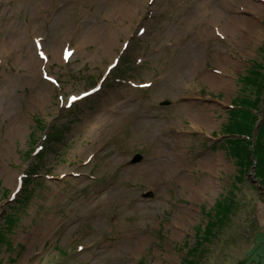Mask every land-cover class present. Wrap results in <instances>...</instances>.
Listing matches in <instances>:
<instances>
[{"label": "rangeland", "instance_id": "obj_1", "mask_svg": "<svg viewBox=\"0 0 264 264\" xmlns=\"http://www.w3.org/2000/svg\"><path fill=\"white\" fill-rule=\"evenodd\" d=\"M258 5L0 0V264H264Z\"/></svg>", "mask_w": 264, "mask_h": 264}, {"label": "trees", "instance_id": "obj_2", "mask_svg": "<svg viewBox=\"0 0 264 264\" xmlns=\"http://www.w3.org/2000/svg\"><path fill=\"white\" fill-rule=\"evenodd\" d=\"M255 67L256 70H259V67L256 65H253ZM261 78L264 81V74L261 75ZM240 84V82H239ZM232 111L235 112H243L246 113L248 116L251 117H256L259 114L258 108H256L255 106H242V105H234L232 106ZM264 111V108H263ZM253 128L250 125H240L239 123H235L233 126H231L229 128V126L227 127V130L224 132V137L229 138L230 140L234 141L238 144H241L242 147V153H246L247 156L250 153V148L252 146V137H253ZM264 124L261 127V130L258 134V137L256 139V143L253 147L254 149V155L257 159L258 163H264V155L262 154V148H264ZM235 144V143H234ZM235 155L233 156V154L231 153V158L234 160ZM260 178V177H259ZM260 183H263L264 180L263 179H259ZM263 188V187H262ZM27 190V189H26Z\"/></svg>", "mask_w": 264, "mask_h": 264}, {"label": "bare ground", "instance_id": "obj_3", "mask_svg": "<svg viewBox=\"0 0 264 264\" xmlns=\"http://www.w3.org/2000/svg\"><path fill=\"white\" fill-rule=\"evenodd\" d=\"M242 1H243L244 4L245 3H248V4H252L253 3V0H242ZM256 8L260 9V11H262V10L264 11V7H262L260 5H258ZM211 17L213 19V22L216 23V24H218V22L220 20H222L223 18H226V16L224 14H221L219 11H217L215 9H213ZM245 19H246L245 17H231L232 21L236 22L237 24L240 23L243 26L244 25L246 26V23H247V21ZM248 22H250V21H248ZM222 31L224 33H231L232 36H234V35L237 36V32H236L237 30H235L234 28H232L231 26H229L227 24L222 27ZM224 62L227 65L228 64L229 65L232 64L229 60L228 61H224ZM218 63H219V61H218ZM196 67H198V63L197 62L195 64L194 68L196 69ZM204 82L209 84L211 86V88H214V89H218V88H220L222 86H229L231 84V82L224 81V80H222L220 78H217V77H214V76H212L210 74L205 76ZM173 168H174V166L172 167V166L169 165L166 170L169 171V169H173Z\"/></svg>", "mask_w": 264, "mask_h": 264}, {"label": "water", "instance_id": "obj_4", "mask_svg": "<svg viewBox=\"0 0 264 264\" xmlns=\"http://www.w3.org/2000/svg\"><path fill=\"white\" fill-rule=\"evenodd\" d=\"M169 103L168 102H164V105H168ZM136 158H138V159H136V160H139L140 159V156H136ZM135 161V160H134ZM253 170H254V168H253ZM252 172V174H253V171H251ZM257 182L256 183H259L260 184V182L258 181V180H256ZM145 197H152V195L151 194H149V195H147V196H145Z\"/></svg>", "mask_w": 264, "mask_h": 264}, {"label": "snow or ice", "instance_id": "obj_5", "mask_svg": "<svg viewBox=\"0 0 264 264\" xmlns=\"http://www.w3.org/2000/svg\"><path fill=\"white\" fill-rule=\"evenodd\" d=\"M73 99H75V98H73Z\"/></svg>", "mask_w": 264, "mask_h": 264}]
</instances>
